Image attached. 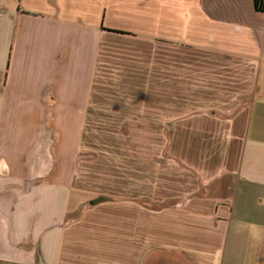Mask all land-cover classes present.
<instances>
[{
	"label": "crops",
	"instance_id": "1",
	"mask_svg": "<svg viewBox=\"0 0 264 264\" xmlns=\"http://www.w3.org/2000/svg\"><path fill=\"white\" fill-rule=\"evenodd\" d=\"M0 259L264 264V11L0 0Z\"/></svg>",
	"mask_w": 264,
	"mask_h": 264
},
{
	"label": "rangeland",
	"instance_id": "2",
	"mask_svg": "<svg viewBox=\"0 0 264 264\" xmlns=\"http://www.w3.org/2000/svg\"><path fill=\"white\" fill-rule=\"evenodd\" d=\"M159 153H162L165 156V154H166L165 148L163 150L159 151ZM172 202H173L172 200H169V201H161V202L159 201V202L146 203V204L148 207H151V208H159L161 206L171 205ZM73 215L74 214H72L71 216H73ZM0 264H13V263L8 261V260L0 259Z\"/></svg>",
	"mask_w": 264,
	"mask_h": 264
},
{
	"label": "trees",
	"instance_id": "3",
	"mask_svg": "<svg viewBox=\"0 0 264 264\" xmlns=\"http://www.w3.org/2000/svg\"><path fill=\"white\" fill-rule=\"evenodd\" d=\"M255 10L264 11V0H253Z\"/></svg>",
	"mask_w": 264,
	"mask_h": 264
}]
</instances>
